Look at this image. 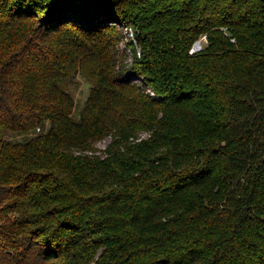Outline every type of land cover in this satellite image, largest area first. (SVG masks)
Instances as JSON below:
<instances>
[{"label": "trees", "instance_id": "trees-1", "mask_svg": "<svg viewBox=\"0 0 264 264\" xmlns=\"http://www.w3.org/2000/svg\"><path fill=\"white\" fill-rule=\"evenodd\" d=\"M93 262L264 264V0H0V264Z\"/></svg>", "mask_w": 264, "mask_h": 264}, {"label": "rangeland", "instance_id": "rangeland-1", "mask_svg": "<svg viewBox=\"0 0 264 264\" xmlns=\"http://www.w3.org/2000/svg\"><path fill=\"white\" fill-rule=\"evenodd\" d=\"M114 25H116L117 29H120L121 31L117 40L118 42L116 43L119 66L124 64V66L128 68L133 64L136 57L139 58L142 57L141 54L142 52L140 47L138 46V42L136 39L137 32L136 29L134 27H131L130 25L123 26L120 25L119 23H114ZM131 43H133V45H131ZM135 47H137V54L136 51L134 50ZM133 81L134 83L144 85L139 80H133ZM68 88L75 97L76 102L81 106H83L85 100L87 99L90 93V83L83 76L78 75L72 82L69 83ZM147 89L148 88H146V90ZM138 133L139 135H141L143 133H148V132H146V130H141ZM112 141H113L112 136H105L103 139H101L100 141L94 144V148L95 150H98L99 149L98 146H99V147H106L107 149L112 143ZM93 264H96V262H93Z\"/></svg>", "mask_w": 264, "mask_h": 264}, {"label": "built area", "instance_id": "built-area-1", "mask_svg": "<svg viewBox=\"0 0 264 264\" xmlns=\"http://www.w3.org/2000/svg\"><path fill=\"white\" fill-rule=\"evenodd\" d=\"M223 31L225 32V35L226 36H230L229 34V31L226 29V28H223ZM231 41L232 42H235L236 39L234 37H231ZM208 44V36L205 34V35H202L192 46L191 50H190V53L191 54H195V53H198L200 52L206 45ZM147 91L154 95V92L148 88ZM40 130V129H39ZM150 136V133H143L141 135L138 136V138L134 139L132 138V140L134 141H141L142 139H145V138H148ZM98 150L96 151H93V150H89V151H86L85 153L86 154H89V155H93V154H103V152L105 151L106 147H99L98 146ZM104 150V151H103ZM78 154H80L81 152L77 151Z\"/></svg>", "mask_w": 264, "mask_h": 264}]
</instances>
